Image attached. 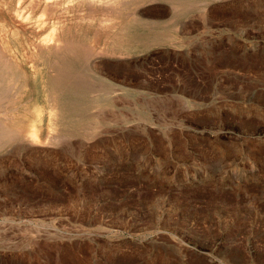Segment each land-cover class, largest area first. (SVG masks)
<instances>
[{"label": "rangeland", "instance_id": "rangeland-1", "mask_svg": "<svg viewBox=\"0 0 264 264\" xmlns=\"http://www.w3.org/2000/svg\"><path fill=\"white\" fill-rule=\"evenodd\" d=\"M0 1V264H264V0Z\"/></svg>", "mask_w": 264, "mask_h": 264}, {"label": "bare ground", "instance_id": "bare-ground-1", "mask_svg": "<svg viewBox=\"0 0 264 264\" xmlns=\"http://www.w3.org/2000/svg\"><path fill=\"white\" fill-rule=\"evenodd\" d=\"M9 1V0H8ZM1 2V1H0ZM17 2L18 3H26V2H28V3H26V4H28L29 6H31V7H33L32 9H35V10H37L38 8H40L41 10V13H42V15L44 14V15H48L50 18H53V20L54 21H57V19L60 21V12H59V10H60V8H59V1L58 0H17ZM89 2V1H88ZM87 2V3H88ZM92 2V1H91ZM73 3V2H72ZM85 3V2H84ZM15 5H16V3H15ZM93 5V4H92ZM61 6V5H60ZM94 6V5H93ZM83 7V6H82ZM17 8V7H16ZM97 8V7H96ZM176 8V7H175ZM11 9V8H10ZM19 9V8H18ZM62 9H64V8H62ZM86 9V8H85ZM137 9V8H136ZM30 10H31V8H30ZM68 10V9H67ZM29 11V10H28ZM65 11H66V8H65ZM64 11V12H65ZM95 11H97L95 8H93V7H91V8H89V10H88V13L89 14H91V15H93V13L95 12ZM101 11V10H100ZM137 11V10H136ZM39 12V11H38ZM62 12V11H61ZM40 13V12H39ZM64 14V13H63ZM43 15V16H44ZM43 19V18H42ZM107 19V18H106ZM104 20H105V18H104ZM109 21V20H108ZM104 23H105V21H103ZM107 22V21H106ZM10 24V23H9ZM55 24V23H54ZM61 27V26H60ZM54 29V28H53ZM61 30V29H60ZM19 31V30H18ZM59 31V30H58ZM23 32V31H22ZM97 32H98V30H97ZM6 33H7V31H6ZM57 33V32H56ZM16 34V33H15ZM48 36V35H47ZM49 37V36H48ZM105 37V36H104ZM51 38V37H50ZM73 39V38H72ZM1 42V41H0ZM65 42V41H64ZM69 42V41H68ZM72 42V41H71ZM73 43V42H72ZM54 44V43H53ZM52 44V45H53ZM74 45V44H73ZM101 45H102V43H101ZM55 46L56 47H54V48H62L64 45L62 44V42H55ZM68 46V45H67ZM78 48V47H77ZM101 49V48H100ZM90 50V49H89ZM100 52H101V50H100ZM113 53V52H112ZM112 53H110V54H112ZM6 53H5V51H4V53L3 52H0V63L2 64V62H5L8 66H12V64H11V62L7 59V57H6V55H5ZM10 57V56H9ZM54 59H56V58H54ZM10 60H11V58H10ZM60 65V64H59ZM0 67H1V65H0ZM4 69V68H3ZM0 72H2V71H0ZM4 72V71H3ZM66 74V72L64 71V69H63V67H62V69L61 70H58V72H57V79H59V80H64L63 78H65V75ZM1 76V75H0ZM8 76V75H7ZM6 117V116H5ZM6 130V129H5ZM10 130V129H9ZM13 130V129H12ZM50 146V145H49Z\"/></svg>", "mask_w": 264, "mask_h": 264}]
</instances>
